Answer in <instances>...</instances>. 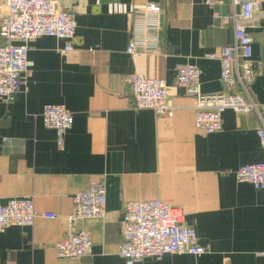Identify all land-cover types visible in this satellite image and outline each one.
<instances>
[{
	"label": "crops",
	"instance_id": "0c3cea01",
	"mask_svg": "<svg viewBox=\"0 0 264 264\" xmlns=\"http://www.w3.org/2000/svg\"><path fill=\"white\" fill-rule=\"evenodd\" d=\"M55 1L75 14L72 51L61 54L63 42L54 37L32 40V66L14 102H0V203L30 197L36 212L31 227L0 234V264H124L121 218L131 200L179 208L207 249L199 257L168 254L142 264H264V197L233 174L264 162L259 120L227 109L219 132H200L193 126V97L175 84L177 65L191 64L200 70L201 93L222 91L219 61L205 55L232 41V25L212 18L213 11L230 13V0L213 9L205 0ZM257 1L259 13L247 29L257 71L250 92L264 104V0ZM148 3L161 9L158 42L130 55L133 11ZM4 13L0 0V17ZM132 74L165 81L172 117L134 109ZM45 105H62L73 116L62 151L43 125ZM100 180L106 185L104 218L76 220L71 229L72 197ZM72 231L89 233L91 253L60 259L55 244Z\"/></svg>",
	"mask_w": 264,
	"mask_h": 264
},
{
	"label": "built area",
	"instance_id": "2783aa9c",
	"mask_svg": "<svg viewBox=\"0 0 264 264\" xmlns=\"http://www.w3.org/2000/svg\"><path fill=\"white\" fill-rule=\"evenodd\" d=\"M213 9L219 0H205ZM231 12H212L214 21L231 24L232 41L216 53H208L209 60L219 61V81L222 91L203 94L200 91V70L191 64L176 67L175 84L194 99L193 126L205 134L219 132L222 114L230 109L236 114H254L259 120L257 137L264 150V104L252 98L250 87L257 71L252 58L253 39L247 31L259 13L257 0H230ZM161 9L148 3L135 9L132 15L131 37L126 53H137L138 47L158 42L161 29ZM75 14L61 9L55 0H5V13L0 17V102H14L22 85V77L31 68L28 59L29 43L38 37H54L63 42L61 54L72 51L75 38ZM134 109H150L157 117H172L173 108L167 102V85L161 78H146L132 74L128 80ZM45 128L55 133L58 150L64 149V139L73 122L72 114L62 105H45L42 110ZM8 139H3L7 141ZM237 183L250 184L264 197V162L242 165L234 171ZM72 211L67 217L72 229L76 220L102 219L105 216L106 185L104 180L91 183L87 189L72 197ZM36 212L30 197L10 198L0 203V234L8 227H31ZM54 219L53 213H44ZM122 241L118 255L124 264H142L145 258L185 253L199 257L207 252L198 244L196 231L184 222L183 212L159 200L127 201L121 218ZM92 242L88 232L72 231L65 240L55 244L60 259L76 260L89 255ZM264 257V253H261Z\"/></svg>",
	"mask_w": 264,
	"mask_h": 264
}]
</instances>
